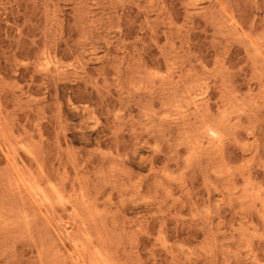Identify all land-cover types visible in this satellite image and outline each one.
<instances>
[{
	"label": "rangeland",
	"instance_id": "1",
	"mask_svg": "<svg viewBox=\"0 0 264 264\" xmlns=\"http://www.w3.org/2000/svg\"><path fill=\"white\" fill-rule=\"evenodd\" d=\"M0 264H264V0H0Z\"/></svg>",
	"mask_w": 264,
	"mask_h": 264
},
{
	"label": "bare ground",
	"instance_id": "2",
	"mask_svg": "<svg viewBox=\"0 0 264 264\" xmlns=\"http://www.w3.org/2000/svg\"><path fill=\"white\" fill-rule=\"evenodd\" d=\"M207 132H208V134L214 133L213 136H217L218 135L217 129H215V131H213L212 129L209 128V129H207Z\"/></svg>",
	"mask_w": 264,
	"mask_h": 264
},
{
	"label": "clouds",
	"instance_id": "3",
	"mask_svg": "<svg viewBox=\"0 0 264 264\" xmlns=\"http://www.w3.org/2000/svg\"><path fill=\"white\" fill-rule=\"evenodd\" d=\"M211 135H214V133H210Z\"/></svg>",
	"mask_w": 264,
	"mask_h": 264
}]
</instances>
